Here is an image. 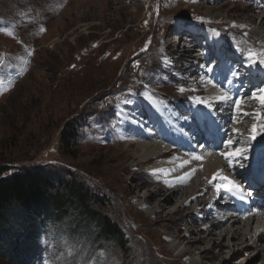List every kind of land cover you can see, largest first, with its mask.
<instances>
[{
  "label": "rangeland",
  "instance_id": "374dc122",
  "mask_svg": "<svg viewBox=\"0 0 264 264\" xmlns=\"http://www.w3.org/2000/svg\"><path fill=\"white\" fill-rule=\"evenodd\" d=\"M205 1L179 0L177 6L169 0H0V168L7 170L4 175L40 168L54 177L82 185L92 198L91 207L120 233L116 240L99 236L92 225L87 228L81 224L75 230L76 224L70 219L76 216H67L56 222H46L34 242L25 241L26 221L20 216L17 219L12 216L2 226L7 227L4 230H8L6 234L10 236L0 233V264H154L153 258L165 264L167 258L156 251L158 246L150 238L147 240L148 236L136 224L140 219L135 208L125 200L135 198V192L124 196L125 183L132 187L142 183L144 196L148 194L146 189L155 185L152 182L154 175L148 176L142 166L134 167L136 148L128 147L123 132L130 123L137 128L135 131H144V124L136 117V112L144 109L149 123L146 130H162L158 135L159 144L174 145L177 141L176 145L181 147L168 157L172 158L184 156L181 142L182 139L188 141L190 131L206 133L211 146L215 139L212 132L223 133L222 127L228 128L210 103L205 102L206 107L194 104V100H205V93L196 97L184 94L190 90L187 81L195 73L193 67L199 61L190 57L191 61H187L185 67L182 59L174 58L176 51L182 49L175 43L179 37L190 52L191 40L185 39V35L195 37L194 41L205 42L192 54L206 59L200 66L207 79L230 72L231 81H236L233 74L239 75L237 80L241 79L244 62L258 66V73L264 74V64L251 62L264 60L259 47L262 39L256 44L241 40L240 33L228 29L230 21L227 19V10L235 2L240 6L257 7L264 0L258 3V0ZM199 3L224 6L209 13ZM178 24L183 26L182 29ZM204 46L208 48L207 53L198 55ZM249 57H253L251 61ZM183 58L188 60L186 56ZM243 58H249V61ZM228 61L235 64L230 65ZM225 80L214 86L219 93L227 91L231 97L228 92L231 81L221 83ZM263 81L264 78L255 87L257 94L258 89L264 88ZM194 88L196 85L191 90ZM250 95L245 98L247 107L253 102L260 106V100ZM262 107L252 112L253 122L250 116L248 120L242 119L247 108L239 110L242 114L237 119L242 120H239L240 124H250V133L241 136L250 137L252 151L248 157L256 160L264 157V128L260 127L264 120L262 122L257 116L259 113L264 117ZM67 122L77 125V137L71 145L61 141V131ZM240 124L230 123L224 141L235 139L234 129ZM254 124L257 134L252 139ZM190 138L195 139L194 135ZM240 139L226 149L221 141L223 148L214 156L222 160L219 153L232 152L242 142ZM146 140L150 142V139ZM200 142L191 146L190 154H198L202 149ZM196 148L199 149L196 151ZM243 156L237 157L241 160ZM200 162L193 161L197 166L195 176L191 172L193 179L206 171L199 166ZM223 162L227 169L234 166L233 161L232 166L227 159ZM128 166L130 168L126 170ZM185 166L179 170H187ZM237 168L244 173L237 184L246 190L240 194L239 202L248 205L255 194L252 187L246 188L245 184L250 180L259 184L264 169L257 173L259 167L248 161ZM228 172L226 176L233 178L232 171ZM212 184L215 188L225 186L219 179L217 182L211 180ZM210 194L209 191L205 198L208 199ZM221 200L208 202L204 210H197L189 217L186 216L190 214L187 213L189 209L182 210V224L206 226V219L199 220L202 213L213 206H221ZM176 203L174 199L167 201L166 211H173ZM178 220L179 213L169 222L176 227ZM206 234L205 230L199 233L204 240L194 249L193 257L197 258L206 247L209 240ZM7 237L11 239L7 240ZM12 243L19 244L22 249L7 248V244ZM239 260L237 258L233 264Z\"/></svg>",
  "mask_w": 264,
  "mask_h": 264
},
{
  "label": "bare ground",
  "instance_id": "6f19581e",
  "mask_svg": "<svg viewBox=\"0 0 264 264\" xmlns=\"http://www.w3.org/2000/svg\"><path fill=\"white\" fill-rule=\"evenodd\" d=\"M169 2H173V4L176 3L177 6H179L180 4L179 0H169ZM258 2L259 0L257 1V3ZM201 3L199 4L202 5ZM205 3H209L208 0L205 1ZM258 4L259 5L257 7H252L249 4L240 6V4L236 2L231 5L227 10L228 12L226 11L227 19H229L230 21L228 29L234 32L236 31V33H240L239 37L241 38V40H249L248 42L251 41L254 44H256V41L262 39V43H260L259 47L263 51L261 52L264 53V1H260ZM223 6L224 5L213 7L209 4L205 6L202 5V8L205 7V11L211 13L215 9L220 10L221 8H223ZM185 39L191 40L189 45L190 47L197 45V43H195L194 45L191 44L193 42H196L194 41L195 37L192 38L190 35H185ZM180 40L181 37H179L175 43L182 49L176 51L177 54L175 53L176 55L174 56V58H177V60L179 61H181L182 59L184 61L182 65L184 66L187 64V61H191L189 59L190 57H193V60H195V62L199 61L198 65L195 63L196 65L195 67H193L195 73L188 78L189 80L187 79V82L190 83V86L187 88L190 90H187L186 92H184V94L186 96L196 97L200 96V94L205 93L206 99L202 100L203 103H198L194 100V104H200L202 107H206L205 105L207 104H205V102L210 103L212 106H214V110L217 112V114L221 115L224 125L228 126V128L225 130L222 127V131L224 130L223 133L220 132L222 133V135H220L217 130H214V134L212 132V135H215V139L214 144L211 146L208 145L210 141L208 140L209 138L207 137L206 133L196 130L190 131V134H188L186 138L188 141L182 139L181 142V146L183 147V151L185 153L184 156L168 158L172 156V152L174 153V151L181 149V147L176 145L177 141L176 143L174 142V145L168 144L167 146H164L165 144H159L158 140L160 139L158 138V135L161 134L162 130L160 129L159 131L153 132L146 130L149 123L146 118L144 109L141 110L143 112H136L138 121H142V123L144 124V131H135L137 128L134 127L132 123H128V128H126L127 131L123 132V134L128 141V147L133 146L136 148L137 155L135 160H137V163L134 165V167L137 169L142 166L147 170L146 172H148V176L152 177L154 175L152 182H154L153 185L155 186L153 188H147L146 190L148 194L147 196H144L141 193L140 185H142V183H139L140 185L137 184L136 187H132V185L125 183V197L126 195H130L135 192V198H126V203L135 208V212L137 213L136 215H138L140 219V221H138L136 224L138 227H141L143 229V233L148 236L147 240L150 238V241L153 242L155 246H158L156 251H158V253L164 254L167 258L165 260V264H233L235 262L234 260H236L237 258L238 260H241H239V263L237 264H264V173L262 175L260 173L261 182H259V184L253 183V180H250L247 184H245V186H247L246 188H249L251 186L255 194L254 196H251V200L248 205H244L241 204L243 202H239L240 194L243 191H246L244 190L245 187L243 188L242 192L230 193L223 190L218 192L217 188H215L213 184L211 185L213 174L218 170H220V176L223 177H227L226 175L227 173H229L228 171L231 170L232 173L230 172V174L233 178L227 177V180L238 183V179L244 173L242 170L240 172V169H238L237 166L243 165L245 162L247 163V161L248 163H254L257 168L259 167L258 171L255 170L257 173L264 169V157H260V160L259 157L257 158V160L256 158L252 159V157H248V154H251L252 151V142L249 140L250 137L248 135L247 136L249 138L242 137L241 135L244 133H250V131L248 130V126L250 124L246 125L239 123V120L240 122L242 120L237 119L239 118L240 113L242 114V111L239 113L235 103V99H237V101L240 102V109L247 108L246 113L248 115H244L242 119H247L248 116H250L251 118V116H253L252 112L254 110L263 108L262 105L259 106L254 103V99H252L253 104L250 103L251 105L247 107L245 98H247L250 93V96H252L254 93H257L255 87L262 83L264 74L258 73V66H253L247 62H244V72L241 79L239 78L237 80V77H239V75L233 74L236 80L233 82L231 81V72L229 74L219 73L216 76H209L208 79L211 80V84L206 78L205 74L203 76V69H201L202 67L200 66V62L206 59H204L203 57L200 58L197 56H193V50L196 51L195 49L198 48L193 47L191 48L192 52L187 51V44L185 42H181ZM200 53L204 54L203 52H198V55H200ZM185 56L188 58V60L183 58ZM219 56L222 57L221 53ZM221 57H219V59H221ZM248 59L245 58V60L249 61ZM242 60H244V58ZM251 60L252 59H250V61ZM254 61L255 60L251 61L252 64L256 63ZM229 62L230 61H228V63ZM232 63L235 64V62L231 61V64ZM218 64H221L220 61H218ZM179 79L180 78H178L177 80ZM225 79L231 81L228 91L231 92V97L227 101H221L218 99V97L223 92L219 93V89L216 90V87L214 85L218 86L220 81ZM193 85H196V88L191 90V87ZM223 105L226 106L224 107V109H222ZM143 116H145V119ZM217 117H215V119ZM252 120L253 117L250 121L253 122ZM230 123L240 124L239 128L234 129L236 131L235 136H233L235 137V139L232 140L239 141L240 135V141L242 142H239L237 148H246L247 151L242 153V155H244L242 157L243 160H239L238 157H233L232 161L234 162V166L227 169L226 163L223 162L225 158L222 157V160H220V158H216L214 156V153H216L217 150L223 148L221 141L224 142L227 131H230ZM208 126L211 125L208 124ZM215 128L217 129V127ZM193 135L195 139L191 140L190 137ZM136 137L137 139H135ZM146 139H150V142H147L148 140ZM202 139L204 140L202 141ZM197 141H201L200 144H202V149L197 152L198 154L195 153L194 155H201L203 159L200 160L201 162L199 166H201L206 171L204 170V175H198L195 179H193V174L191 176V172H193V170H196L197 168L195 167L197 166L193 163V161L195 162V160L192 159L193 154L192 152L190 154V151H192L191 146ZM224 147L226 149L225 143ZM197 149L199 148H196V151ZM218 159L219 161H217ZM186 161L187 163H185ZM185 165L188 168H186L187 170H179L180 168H182V166ZM129 168L130 167L128 166L125 169L127 170ZM204 178L207 179V181L204 182ZM218 179L219 178L213 180V182H217ZM219 180L224 182L225 186H227V181L221 179ZM122 181H124L123 178ZM225 186L223 185V187ZM209 191L211 192V196H208L207 199L205 198V195L209 193ZM155 197L157 198L156 200ZM217 198H222V200L220 201L221 206L211 207L208 211L203 212L199 219L200 221L201 219H206V222H208L206 226L194 227L193 224H182V210L189 209L187 213L190 214L186 215L189 217L193 212L197 210H204V207L208 202H217ZM139 199H141L140 202ZM171 199H174L177 202L176 206L173 211H166L167 201ZM194 201L196 202V204H193ZM177 213H179V220L178 222L176 221L177 223L174 222V224L176 223V227H173V224L171 225L169 221H172L174 214L176 215ZM203 230L207 232L205 236L208 237L209 240L206 247L199 252V256L195 258L193 257L194 249H197V246L204 240L203 237L199 236V233ZM225 239H227L226 242ZM175 250H179L177 254H173ZM155 260L156 259L153 258L151 259V262H153L154 264H160L157 260Z\"/></svg>",
  "mask_w": 264,
  "mask_h": 264
},
{
  "label": "trees",
  "instance_id": "16d2710c",
  "mask_svg": "<svg viewBox=\"0 0 264 264\" xmlns=\"http://www.w3.org/2000/svg\"><path fill=\"white\" fill-rule=\"evenodd\" d=\"M77 133V125L67 122L61 131L62 143L73 144ZM6 172V169L0 168V233L6 234L8 230L4 229L7 227L2 226L12 216L16 219L20 216L26 221L25 241L34 242V238L46 227V222L76 216L70 219L76 224L75 230L81 224L87 228L92 225L99 236L119 239L120 233L114 225L91 207L92 198L82 185L54 177L40 168L4 175ZM6 236L10 235L7 233ZM7 248L13 251L22 249L19 244H7Z\"/></svg>",
  "mask_w": 264,
  "mask_h": 264
},
{
  "label": "snow or ice",
  "instance_id": "6c2138e0",
  "mask_svg": "<svg viewBox=\"0 0 264 264\" xmlns=\"http://www.w3.org/2000/svg\"><path fill=\"white\" fill-rule=\"evenodd\" d=\"M191 2H195V0H191ZM157 11H158V9H157ZM197 19L202 21V18H200V17H197ZM145 23H147V22H145ZM182 27H183L182 25H179L178 24V28H181L182 29ZM41 30L43 31L44 29H41ZM9 35H12V33H9ZM148 43L150 44L151 41H148ZM142 50H146V49H142ZM29 54H31V53H29ZM250 59H252V57H250ZM254 62H258L260 64H264V60L254 61ZM181 91H183V89H181ZM253 97L256 98V99H259L261 105L264 106V88L258 89V94L257 93H254L253 94ZM218 99L221 100V101H227V100L230 99V97H229V95H228L227 92H223L218 97ZM197 102L198 103H203V101H200L199 99L197 100ZM236 108L239 111V109H240V102L239 101L236 102ZM245 115H248V114L245 113ZM257 116L261 120H264V117H261L259 113H257ZM261 127L264 128V124H261ZM256 134H257L256 133V125H253L252 139H255L256 138ZM224 143H225V145L227 147L231 148V146L233 144V140L232 139H228V140L224 141ZM246 151H247L246 148H237V149H235L234 151H232L230 153L229 152H223L222 151L219 154L222 157H224L225 159H227L228 162H229V165L231 166V164H232V158L233 157H237V156L241 155L243 152H246ZM192 159H194V160H202L203 158L201 156H198V155H194L193 154L192 155ZM185 163H187V161ZM194 171L195 170H193V174H194ZM219 173H220V170H218L216 173L213 174V180H215L217 178H219L221 180H225V181H227V186L222 187V186L218 185L217 186V191L218 192L221 191V190L226 191V192H230V193H232V192H242L243 191V189L241 188V186L239 184H237L234 181L227 180V177L220 176Z\"/></svg>",
  "mask_w": 264,
  "mask_h": 264
}]
</instances>
